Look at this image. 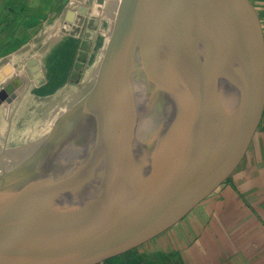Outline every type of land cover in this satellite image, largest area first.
<instances>
[{
    "label": "rangeland",
    "instance_id": "374dc122",
    "mask_svg": "<svg viewBox=\"0 0 264 264\" xmlns=\"http://www.w3.org/2000/svg\"><path fill=\"white\" fill-rule=\"evenodd\" d=\"M56 6L2 51L0 175L95 172L119 161L99 149L175 131L210 98L217 41L193 0ZM149 235L90 264H184L180 249L150 252L166 236Z\"/></svg>",
    "mask_w": 264,
    "mask_h": 264
},
{
    "label": "water",
    "instance_id": "95a60500",
    "mask_svg": "<svg viewBox=\"0 0 264 264\" xmlns=\"http://www.w3.org/2000/svg\"><path fill=\"white\" fill-rule=\"evenodd\" d=\"M193 3L217 41L210 98L175 131L99 149L119 161L95 172L0 175V264L102 259L187 209L239 152L261 93L257 20L246 0Z\"/></svg>",
    "mask_w": 264,
    "mask_h": 264
},
{
    "label": "crops",
    "instance_id": "0c3cea01",
    "mask_svg": "<svg viewBox=\"0 0 264 264\" xmlns=\"http://www.w3.org/2000/svg\"><path fill=\"white\" fill-rule=\"evenodd\" d=\"M246 1L256 17L263 51L259 104L247 138L215 185L194 207L191 204L193 209H185L181 217H172L149 235L166 236L165 245L150 252L180 249L184 264H264V0ZM58 2L0 0V65L6 58L2 51L15 47L11 36L25 33L29 25L39 26Z\"/></svg>",
    "mask_w": 264,
    "mask_h": 264
},
{
    "label": "bare ground",
    "instance_id": "6f19581e",
    "mask_svg": "<svg viewBox=\"0 0 264 264\" xmlns=\"http://www.w3.org/2000/svg\"><path fill=\"white\" fill-rule=\"evenodd\" d=\"M123 12V11H122ZM195 87V86H194ZM197 87V86H196ZM196 88H194L193 90H195Z\"/></svg>",
    "mask_w": 264,
    "mask_h": 264
}]
</instances>
